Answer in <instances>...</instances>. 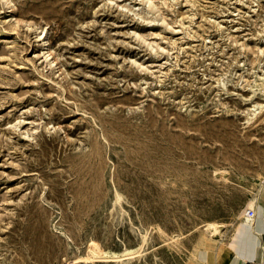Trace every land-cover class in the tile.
<instances>
[{
    "label": "rangeland",
    "instance_id": "rangeland-1",
    "mask_svg": "<svg viewBox=\"0 0 264 264\" xmlns=\"http://www.w3.org/2000/svg\"><path fill=\"white\" fill-rule=\"evenodd\" d=\"M247 225L264 0H0V264H203Z\"/></svg>",
    "mask_w": 264,
    "mask_h": 264
},
{
    "label": "crops",
    "instance_id": "crops-1",
    "mask_svg": "<svg viewBox=\"0 0 264 264\" xmlns=\"http://www.w3.org/2000/svg\"><path fill=\"white\" fill-rule=\"evenodd\" d=\"M260 211L261 208H258L255 220H258ZM245 228L242 234H238L222 250L214 252L213 257L205 256L203 264H264L262 240L251 226Z\"/></svg>",
    "mask_w": 264,
    "mask_h": 264
},
{
    "label": "bare ground",
    "instance_id": "bare-ground-1",
    "mask_svg": "<svg viewBox=\"0 0 264 264\" xmlns=\"http://www.w3.org/2000/svg\"><path fill=\"white\" fill-rule=\"evenodd\" d=\"M258 85V84H257ZM262 85V84H261ZM255 88V87H254ZM257 105V104H256ZM250 109V108H249ZM253 109V108H252ZM253 115V114H252ZM255 117V116H254ZM250 119V118H249ZM67 136V135H66ZM69 137V136H68ZM252 206V205H251ZM251 206H247V208H246V210H243L241 213L244 215V216H246V219H249V218H254L255 219V217H256V213H257V208H259V206L257 207V208H252V212H253V214H252V216H249L248 214H247V211L249 210V209H251L250 207ZM252 221V220H251ZM207 224H209V223H207ZM210 227H211V234H212V237L215 235V234H217V233H219V234H221V230L219 229L220 228V226L218 225V224H216V223H210ZM145 237V236H144ZM144 237H142V238H144ZM203 239H205V237H203ZM208 241V240H207ZM144 242V241H143ZM203 242H204V240H203ZM206 242V241H205ZM138 251V250H137ZM93 254H94V257H98V258H110V259H117L118 261H123V260H125V259H130L131 257H133V256H135L133 253H134V251H126L125 253H122V254H115V253H113L112 255H107L106 253H105V251H99L98 249H97V246L96 245H94L93 246V252H92ZM105 253V254H104ZM211 257V256H210ZM209 257V258H210ZM213 257V256H212ZM95 259V258H94ZM213 259V258H212ZM76 260V259H75ZM79 260V259H78ZM210 260V259H209ZM69 261V260H68ZM72 262V261H71ZM205 261L203 260V263H204Z\"/></svg>",
    "mask_w": 264,
    "mask_h": 264
},
{
    "label": "built area",
    "instance_id": "built-area-1",
    "mask_svg": "<svg viewBox=\"0 0 264 264\" xmlns=\"http://www.w3.org/2000/svg\"><path fill=\"white\" fill-rule=\"evenodd\" d=\"M247 214H248L249 216H252V214H253L252 210H248V211H247Z\"/></svg>",
    "mask_w": 264,
    "mask_h": 264
}]
</instances>
